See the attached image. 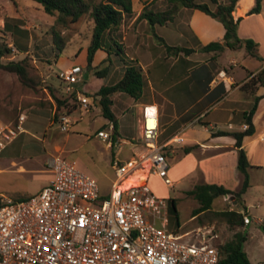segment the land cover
I'll list each match as a JSON object with an SVG mask.
<instances>
[{"label": "rangeland", "instance_id": "obj_1", "mask_svg": "<svg viewBox=\"0 0 264 264\" xmlns=\"http://www.w3.org/2000/svg\"><path fill=\"white\" fill-rule=\"evenodd\" d=\"M11 17L21 21V27L26 32L19 34L17 39L22 45L27 46L28 51L24 53L19 51L16 56L13 54L5 56L2 58V62L4 64L23 62L27 68V79L23 82L17 74L0 69V130L7 126H15L20 115L25 114L28 119L23 125L26 132L20 134L0 153V196L19 200L39 194L47 186L46 180L51 175L49 159L56 156L69 160L82 172L95 178L103 193H108L107 196H109L111 184L115 179L113 160L119 157L128 161L133 155L132 146L127 142H131L133 138L141 135L138 122L139 109L140 104L152 102L149 99L152 96L149 89H146L147 96L143 95L139 101H135L125 94L117 93L114 96L115 116L121 126V132L118 130L117 135L120 137L122 147L117 145L109 149L106 142L97 137L100 130L112 133L113 124L103 117L101 108L86 114L83 119L79 120V113L74 114L73 118L76 123L69 132H63L53 120L57 103L52 95H56L58 98L67 95L66 84L60 74L69 68L67 70L61 68L71 65L75 61L81 64V58L78 56L91 43L93 21L89 16H84L74 24L69 21L59 23L57 22L58 15L46 14L43 8L32 0H0V45H6L8 48L14 47V39L10 33L3 34L2 31L5 20ZM54 26L65 43V48L61 53H58V50L55 51L56 46L52 33ZM163 33H165L164 36L162 32L154 34L158 37L163 36L168 42L182 44V38L177 32L166 30ZM121 47L124 51L120 57L113 55L110 60L107 58L101 62L97 68L93 67L91 70H88L87 67L84 68L86 84H88L87 88L90 92H93L101 81L97 78L91 83L95 73H99L100 77L106 79V85H113L122 79L125 64L139 67L141 64H145V61L149 59L148 50L157 60L161 61L167 58L166 46L156 38L150 45L149 43L141 45L140 38L137 41L128 38L125 44H121ZM181 47H188V45L183 44ZM57 53L58 58L56 57ZM196 53L198 54L196 55ZM196 53L191 56L194 63L199 64L209 58V55H203L201 51L197 52V49ZM216 55L217 60L221 54ZM235 56L240 57L239 54ZM248 64L258 65L254 60ZM230 67H233V64L228 63V65L222 66L221 70H228L227 68ZM142 70L148 85V81L154 77L152 73L154 69L145 67ZM84 85L83 83L76 85L75 89H79L80 86L82 91ZM219 108L217 106L214 111L211 110V118L219 113L217 110ZM168 136L170 135L167 133L162 134L161 141L163 142ZM173 149L174 147L169 149V152ZM169 152L166 150L164 153L169 166L168 175L173 187H167L161 178L151 175L148 186L152 192L157 197L167 200L169 207L172 200L176 202L179 222L180 225H183L184 231L195 232L198 228L214 225L220 236L216 244H223L231 240L237 229H232L225 222L219 220L211 221L208 219L209 213L193 217L194 210L198 209L200 204L193 196L189 195V192L195 184L203 183V181H195L203 169L200 165V155L193 153L192 156L186 158L185 153L177 151L171 154ZM244 200L249 206L250 213L248 215L252 220L255 221L257 218L264 222V205L259 206L260 191L258 188L250 190L243 198V202ZM234 202L233 197L230 200L219 197L214 201L212 210L215 212L238 210V204L235 205ZM168 219L170 230H177L176 214L172 211L169 212ZM258 228L252 224L246 228V231L244 227L240 229L248 236L245 244L246 252L249 247L259 250L261 246L264 253V234L263 232L256 233ZM250 258L256 264H264V254L263 257Z\"/></svg>", "mask_w": 264, "mask_h": 264}, {"label": "built area", "instance_id": "obj_2", "mask_svg": "<svg viewBox=\"0 0 264 264\" xmlns=\"http://www.w3.org/2000/svg\"><path fill=\"white\" fill-rule=\"evenodd\" d=\"M10 48L13 56L19 53ZM83 74L80 65L60 74L66 93H77L78 120L99 109L94 97L75 89ZM219 77L225 84L230 82L225 72ZM27 119L20 115L15 126L0 130V153L26 132ZM75 123L72 115H62L57 121L63 132ZM139 124L141 135L127 142L138 150L128 161L113 160L115 180L109 196L101 194L95 178L59 156L49 159L51 180L39 194L19 200L0 196V264H219L216 227L185 233L170 230L169 203L148 186L154 175L173 187L164 152L184 139L175 136L161 144L156 105L143 107ZM111 130H100L97 137L108 148L122 147L113 126ZM131 178L137 184L126 187ZM244 222L252 223L247 215Z\"/></svg>", "mask_w": 264, "mask_h": 264}, {"label": "crops", "instance_id": "obj_3", "mask_svg": "<svg viewBox=\"0 0 264 264\" xmlns=\"http://www.w3.org/2000/svg\"><path fill=\"white\" fill-rule=\"evenodd\" d=\"M166 6L167 3L164 0H133L132 13L124 18L118 31L119 44H125L128 38L135 39L136 41L140 38L141 45H148V43L150 45L154 38H156L166 46V59L161 61L157 60L153 58L150 50H148L149 59L145 61V64H141L142 69H145V67L154 69L152 72L154 77L148 81V89L152 95H150L151 98L149 99L152 102L149 104H140V118L138 122L141 119L143 107L146 105H156L160 114L161 135L164 133L170 135L163 142L161 141L160 136L161 144L168 143L175 136H180L184 139L183 143L172 144L166 150L169 152V149L174 147L169 153L173 154L179 151L182 152V154L185 153V155H187L186 158L192 156L193 153L199 154L200 165L203 169L200 171L199 176L195 178V181L216 184L223 186L228 190L237 192L243 184L244 176L238 169L239 149L236 147V139L230 135L216 137L214 134L220 131L230 133L245 131L246 129L244 127L248 125L245 123L244 115L253 109L256 104V98L259 97L260 100L257 103V114L254 118L255 134L245 137L242 145V149L245 151L250 164L248 174L251 185L243 198L250 192V190L258 188L260 191L259 206H263L264 139L261 138V133L262 124L264 122V88L259 87L256 90H252V88L246 85L253 76L264 68V1L262 4V10L259 14H250L256 6V0H239L233 13L236 21L240 19L237 30L238 37L244 41L251 40L255 42L257 45V54L261 60L249 56L245 47L236 51L227 48L221 53L217 60L213 59L216 56V52H203L202 47L213 42L224 43L226 30L221 22L200 10L183 8L176 14L171 22L163 26H151L146 19H139L145 9L157 11L164 9ZM4 26L5 22L3 29ZM166 30H171L180 34L182 44L178 45L168 42L163 37L165 35L163 32ZM155 32H162L163 36L158 37L154 34ZM183 44H187L188 47H181ZM167 47H179L191 50V54L185 58L192 62L194 64L192 66L194 67L187 68L189 65L187 66L186 62L180 60V57L184 56L183 52H180L179 55L176 56L175 52L168 51ZM196 49L197 52L198 50L201 51L203 55H209V58L202 63H194L191 56L196 53ZM87 50L88 47L86 49L84 48L78 56V58H81V64L75 61L69 66H63L61 69L67 70L74 65H80L83 69L86 68ZM197 54L198 53H196V55ZM238 54L240 57L235 56ZM112 56L109 57L105 51L99 50L95 55L93 67L97 68L101 62L107 58L110 60ZM171 59L175 61H172ZM252 60L256 61L258 65L248 64V62H251ZM245 62L246 64H244ZM228 63L233 64V67L227 68L228 70H221V67L228 65ZM56 65H58V62H56ZM127 65L129 64H125L124 69ZM202 65L208 67L206 74H208L210 70V73L214 76L212 81L209 83L208 77L206 79L204 78L202 81L196 79L189 80L192 72L200 68ZM220 71L225 72L226 78H228L230 82L227 84L222 82L218 76ZM97 78L101 79V81L94 88L93 92H90L87 88L89 86L86 84V75L85 73L83 74L82 83L85 84V88L83 87L82 89L83 93H96L102 86L106 85V79L98 77L96 73L94 74L91 83L96 81ZM221 83L225 84L224 92L220 89L216 90ZM78 88L77 91H81L80 86ZM204 88L206 89L205 93H202ZM213 91L217 92L218 95H209ZM120 94L123 95L122 93ZM130 98L134 99L132 97ZM217 106L220 107L217 109L219 113L211 118V112L214 111ZM114 108L115 104L112 107L115 114ZM118 126V130L121 132L119 122ZM116 137L117 139H120L119 135ZM135 139L136 138H133L132 141ZM186 149L190 151L186 152ZM137 150V148L132 147V153ZM50 180L51 175L46 180L47 184ZM196 185L197 184H195V186ZM101 194L104 197L108 195V193H103L102 189ZM234 204L236 205V201ZM244 204L247 208L243 213L249 216V206H247L245 200ZM239 207L240 206L237 205L238 210H240ZM249 218L252 223L244 227L245 231L246 228L252 224H255L258 228L260 227L259 224L263 223L262 219L256 218V220L253 221L250 216ZM183 229V225H180L177 230L181 233L189 232L184 231ZM258 229L259 230H257L256 233H262L260 228ZM247 254L250 258L263 257L264 253L260 246L259 250L254 247H249L247 249ZM252 262L256 264L254 261Z\"/></svg>", "mask_w": 264, "mask_h": 264}, {"label": "trees", "instance_id": "obj_4", "mask_svg": "<svg viewBox=\"0 0 264 264\" xmlns=\"http://www.w3.org/2000/svg\"><path fill=\"white\" fill-rule=\"evenodd\" d=\"M40 5L46 14L50 16H57V22L59 23H77L82 17L89 16L93 21V35L91 43L87 50V68L91 70L93 68V62L96 53L99 50L105 51L108 56L116 55L120 57L123 54V47L119 44L118 31L122 25L124 18L131 15L133 0H32ZM167 6L164 9L157 11L151 9H145L139 19H146L151 26L155 25H167L171 22L176 14L183 8L200 10L210 17L221 22L225 27L226 34L224 43L213 42L207 46L202 47V51L205 53L216 52L218 56L223 53L227 48L231 50H238L245 47L249 56L260 59L257 54V45L251 40H241L238 37V25L239 20L234 19V11L239 0H164ZM264 0H256V6L250 12V14H259L262 10V4ZM19 19L8 18L5 20V26L2 31L3 34L10 33L14 39V47L24 53L28 51L27 46L22 45L17 39L18 35L26 32L20 24ZM55 43V51L61 53L65 48L64 40L61 38L60 33L55 29L52 31ZM168 51L175 52L178 56L180 52L184 53V56L180 57L182 62L187 63V68H192L194 65L192 62L186 60V56L191 54V50L182 49L179 47H167ZM56 54L58 58L59 55ZM12 54V49L6 45H0V69H5L9 72L17 74L23 82L27 79V68L23 62H10L4 64L2 58ZM217 55L213 58L216 60ZM261 60V59H260ZM124 61V60H123ZM208 67L202 65L200 68L192 72L189 80L202 81L208 77L210 83L214 76L209 73ZM98 77L99 73H96ZM187 76V75H186ZM248 87L252 90H256L259 87L264 88V68L253 76L247 83ZM148 85L141 67L137 65H127L124 71L123 78L116 84L104 85L96 93H85L96 99L97 106L101 108L103 117L109 120L113 124L114 134L117 135L119 126L118 120L115 116L112 107L114 105V96L117 93L126 94L135 100H140L143 95H146ZM225 84L218 85L216 90H222L224 92ZM205 88L202 93H205ZM82 92V91H80ZM83 93V92H82ZM67 94V93H66ZM209 95H218L213 91ZM56 100L57 106L55 109L53 120L57 123L58 119L62 115H74L78 113L77 93L62 95L58 98L56 95H52ZM147 96V95H146ZM213 97V96H212ZM260 100L256 98V104L249 113H245V123L248 128L243 132H226L220 131L214 134V136H233L236 139V147L239 149L238 156V169L244 176L243 184L237 192L226 189L223 186L216 184L200 183L195 186L193 190L189 192V195L193 196L200 204V207L194 210L193 217H197L201 214L209 213L211 221L219 220L225 222L230 228L237 229L233 238L223 244H217V248L220 253L219 264H254L245 251V244L248 240L246 232L240 231L245 227L243 213L246 207L243 202V196L250 188V178L248 174V168L250 164L246 156L245 151L242 149L243 140L247 136L255 134L254 118L257 114V103ZM190 150L186 149V152ZM230 195L236 201L240 210H225L215 212L212 210L214 201L219 197ZM174 212L177 218V226L180 227L179 216L177 213L176 202L172 200L170 202L169 212ZM260 230L264 234V222L260 225ZM178 231V230H176Z\"/></svg>", "mask_w": 264, "mask_h": 264}, {"label": "bare ground", "instance_id": "obj_5", "mask_svg": "<svg viewBox=\"0 0 264 264\" xmlns=\"http://www.w3.org/2000/svg\"><path fill=\"white\" fill-rule=\"evenodd\" d=\"M134 184H137V180L135 178H131L130 180L127 181L126 187L132 186Z\"/></svg>", "mask_w": 264, "mask_h": 264}, {"label": "water", "instance_id": "obj_6", "mask_svg": "<svg viewBox=\"0 0 264 264\" xmlns=\"http://www.w3.org/2000/svg\"><path fill=\"white\" fill-rule=\"evenodd\" d=\"M240 208V207H239Z\"/></svg>", "mask_w": 264, "mask_h": 264}]
</instances>
